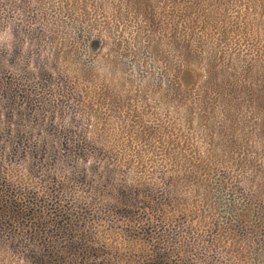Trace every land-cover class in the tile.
<instances>
[{
  "label": "rangeland",
  "instance_id": "obj_1",
  "mask_svg": "<svg viewBox=\"0 0 264 264\" xmlns=\"http://www.w3.org/2000/svg\"><path fill=\"white\" fill-rule=\"evenodd\" d=\"M40 7L44 20L20 27L25 33L18 37L16 66L11 70L5 63L0 70L5 99L13 104L12 111L0 107V157L13 165L25 186H31L18 190L15 183L6 185L2 173L6 161L0 160V248L13 249L9 254L17 260L23 250L33 247L35 253L46 254L52 248L76 247L78 231L69 227L72 217L65 211L64 193L55 205L46 198L55 189L51 172L59 170L50 156L55 152L74 155L83 138L96 137L102 139L100 144L93 148L83 144L82 149L121 151L125 157L138 149L149 160V171L166 168L178 187L173 196L179 202V218L212 215L216 228L194 222L195 233L177 249L217 264H264V202L247 199L250 192L264 194V152L253 147L264 139V118L255 119L257 95L238 87L245 82L242 68L238 73L226 68L227 58L234 53L228 54L220 67L227 74L222 72L209 81L213 82V91L224 95L213 105L209 90L204 88V74L199 73L196 92L192 83H178L171 59L163 58L165 52L147 44L144 24L138 18L116 21L110 12L102 16L98 13L95 21L87 22L73 12L76 21L61 0H42ZM52 32L58 33L56 39ZM8 41L16 44L14 38ZM8 41L1 38L0 44L9 47ZM234 74L238 76L236 82L231 78ZM245 84L251 88L250 82ZM85 86L89 90L86 97L80 93ZM199 93L204 94L200 99ZM229 103H241V107ZM223 109L230 110L231 116ZM160 125L178 137L165 138L163 148L159 147L163 138ZM5 127L10 134L2 132ZM202 133L207 135V142L221 147L215 144L214 151H208L210 146L202 142ZM248 134L254 135L249 137V147ZM128 141L131 144L126 149ZM251 146L252 152L257 151L253 163L249 162ZM122 170L135 188L137 168L129 165ZM189 170H196L197 176H206V180H198ZM242 174L245 180L239 178ZM155 175H147L144 180L155 182L157 191H140L148 192L150 200L167 202L168 179ZM259 182L261 188L256 184ZM246 211L249 217L245 225L227 234L228 226L236 224V216ZM12 235L15 245L8 242ZM235 242L238 250L244 247L241 260L232 255Z\"/></svg>",
  "mask_w": 264,
  "mask_h": 264
},
{
  "label": "trees",
  "instance_id": "obj_2",
  "mask_svg": "<svg viewBox=\"0 0 264 264\" xmlns=\"http://www.w3.org/2000/svg\"><path fill=\"white\" fill-rule=\"evenodd\" d=\"M41 1L0 0V39L8 41L9 38H14L16 41V44L8 41L9 47L0 44V70L5 63H9L11 70L16 66L18 37L25 33L22 32L21 25L44 20ZM61 3L72 17L75 12L80 20L87 22L95 21L98 13L102 16L103 13L110 12L116 21L127 20L130 16L141 20L147 44L165 52L167 56L163 58L171 59L169 63L177 72L178 83H192L193 92H196L199 73L204 74L207 83L204 88L209 90L213 105L224 99V95L217 90L213 91L211 87L213 82L209 81L221 74H227V71L224 72L225 68L220 67L226 56L234 53L227 58L229 65L226 68L236 73L242 68L240 73L245 74V82H250L251 88L245 82L238 87L242 92L249 89L257 95L258 103L253 111H256L257 121L263 120L264 0H61ZM91 15L93 18L90 19ZM73 19L77 21L76 18ZM52 34L56 39L58 33ZM136 37L138 36L134 38ZM228 49L231 53H228ZM56 51L59 53L60 49L57 48ZM184 55L187 56L183 58ZM236 62L241 65L238 66ZM237 77L236 74L232 75L233 82L237 81ZM80 93L86 97L89 90L86 86L81 87ZM203 96L204 94L199 93L197 98ZM232 106L240 109L241 103ZM0 107L10 111L13 107L12 101L9 103L6 101L1 84ZM223 112L231 116L230 110L223 109ZM85 117L83 114V118ZM87 117L92 119L91 114H87ZM10 125L11 122H8L7 127ZM160 128L163 138L159 142V147H164L165 138H178L174 133H167L165 125H160ZM2 132L10 134L6 127ZM252 136L254 137L253 134L246 135L248 147L249 137ZM200 138L203 139L202 142L209 143L208 151H214L215 144L221 147L215 142H207L206 134L202 133ZM101 141L102 139L96 137L83 138L77 144L81 148L74 155L55 152L50 156V161L60 171L52 170L50 182L55 189H52L51 193L48 192L46 198L48 197V203L52 202L55 205L58 199L61 202L59 195L64 193L66 201L64 200L63 205L65 211L72 217L69 227L72 226L78 231L76 247L75 244H70L61 250L52 248L48 249V254L35 253L33 247L27 252L23 250L19 254L20 258L16 260L9 254V250L13 252L14 250L6 246L5 251L0 248V264H217L213 260L203 259L197 253L179 250L176 247L182 245L189 234L195 233L194 222L204 228H216L212 215L196 217L185 215L186 217L179 218V202H176L173 196L178 187L168 176L166 168L158 172L149 171L147 169L149 160L144 159L138 149L127 157L121 151L82 149L83 144L84 147L93 148ZM234 141H237L235 137ZM128 142L129 144H125L126 149L131 144V141ZM242 147L247 151L245 146ZM253 147L264 152V139H259ZM239 153L240 151L237 154ZM256 159L257 151H253L249 162L253 163ZM0 160L6 161V167H3L2 172L6 185L15 183L18 190L31 188L22 183L24 179L16 175L13 165L4 156L1 155ZM129 165L135 166L138 172L133 189L134 185L129 184V177L122 170ZM189 172L198 180H206V176L198 177L196 170ZM154 174H157L155 178L168 179L167 194L170 200L167 202L150 200L148 192L157 191L158 185L155 182L146 183L144 177L151 175L152 178ZM239 178L245 180L243 174ZM198 184L203 185L200 181ZM256 184L260 188L263 186L260 182ZM140 189H146L148 192H141ZM249 196L247 198L249 202L253 200L258 203L264 202V194L250 192ZM5 208L11 210L8 205ZM236 217V224L234 227L228 226L227 234L232 233L231 231L236 232L235 227L238 229V225L243 226L249 215L246 211ZM65 231L69 232V229ZM14 239L15 236L12 235L8 242L11 240L10 243L15 245L12 242ZM238 246L236 242L233 244L232 251L235 254L232 255L241 260L244 247L238 250ZM25 258L28 260L26 263L23 262Z\"/></svg>",
  "mask_w": 264,
  "mask_h": 264
}]
</instances>
